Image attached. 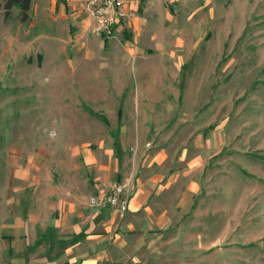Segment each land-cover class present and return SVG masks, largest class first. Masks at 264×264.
<instances>
[{
  "label": "rangeland",
  "instance_id": "1",
  "mask_svg": "<svg viewBox=\"0 0 264 264\" xmlns=\"http://www.w3.org/2000/svg\"><path fill=\"white\" fill-rule=\"evenodd\" d=\"M158 6L138 32L122 30L133 16L97 32L85 10L73 26L1 10L0 150L163 153L178 179L161 202L187 213L127 233L117 264H264V0Z\"/></svg>",
  "mask_w": 264,
  "mask_h": 264
},
{
  "label": "crops",
  "instance_id": "2",
  "mask_svg": "<svg viewBox=\"0 0 264 264\" xmlns=\"http://www.w3.org/2000/svg\"><path fill=\"white\" fill-rule=\"evenodd\" d=\"M163 1L129 0L127 9L134 15L122 30L138 32ZM29 12L79 25L81 0H31ZM195 142L205 145L202 138ZM27 144L22 152L9 147L0 150V264H117L113 257L120 254L127 233L141 226L166 228L187 213L170 196L171 205L161 202L178 179L170 170L164 171L171 164L163 153L142 162L116 147L115 151L84 150L73 158L50 146L34 151ZM199 152L195 149L188 154L191 158H179L184 167L181 177L195 176L187 179L185 201L198 189L195 164H206L193 157ZM102 182L126 184L124 212L89 204ZM192 253L200 255L196 250ZM127 264H147V260Z\"/></svg>",
  "mask_w": 264,
  "mask_h": 264
},
{
  "label": "built area",
  "instance_id": "3",
  "mask_svg": "<svg viewBox=\"0 0 264 264\" xmlns=\"http://www.w3.org/2000/svg\"><path fill=\"white\" fill-rule=\"evenodd\" d=\"M128 3L129 0H81V8L93 18L97 32H109L133 16L127 9ZM125 187L123 183L102 182L97 185L89 204L96 208L108 206L124 212L127 209Z\"/></svg>",
  "mask_w": 264,
  "mask_h": 264
},
{
  "label": "trees",
  "instance_id": "4",
  "mask_svg": "<svg viewBox=\"0 0 264 264\" xmlns=\"http://www.w3.org/2000/svg\"><path fill=\"white\" fill-rule=\"evenodd\" d=\"M31 0H0V11L4 12L5 20L9 19L13 9H18L22 21L28 17ZM103 121L106 120L100 117Z\"/></svg>",
  "mask_w": 264,
  "mask_h": 264
}]
</instances>
